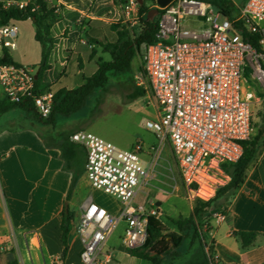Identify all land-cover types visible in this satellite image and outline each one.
<instances>
[{"label": "built area", "instance_id": "2783aa9c", "mask_svg": "<svg viewBox=\"0 0 264 264\" xmlns=\"http://www.w3.org/2000/svg\"><path fill=\"white\" fill-rule=\"evenodd\" d=\"M41 1L62 15L61 5L54 0L0 3L4 9H25ZM230 5L232 16L223 15L212 0H172L164 7L157 5L155 40L145 47L143 70L137 77L138 85L149 90L155 101L156 118L148 119L146 127L160 142L156 152L170 141L190 201H208L231 182L227 167L242 158L243 143L257 132L253 80L264 88V0L232 1ZM124 8L136 9L137 1L130 0ZM243 33L258 35L260 47L247 41ZM18 38L15 21L0 23L3 96L14 104L31 100L47 118L55 93L37 86L38 72L31 65L2 60L5 52L11 54L17 48ZM70 139L86 149L85 172L91 185L124 204L113 214L91 202L83 209L77 228L83 243L78 264H110L113 253L105 247L119 223L126 221L123 243L133 250L146 243L149 217L159 215L155 206L148 209L142 203L133 204L138 188L153 177V168L142 159L141 140L124 149L85 130L72 133Z\"/></svg>", "mask_w": 264, "mask_h": 264}, {"label": "crops", "instance_id": "0c3cea01", "mask_svg": "<svg viewBox=\"0 0 264 264\" xmlns=\"http://www.w3.org/2000/svg\"><path fill=\"white\" fill-rule=\"evenodd\" d=\"M54 1L62 6V15L51 28L55 45L49 57L50 66L42 75V84L55 93L62 88L79 87L85 77L97 71L100 61L111 59L106 44L118 40V30L123 26L137 23L141 0H136L137 8L131 10L124 8L130 0ZM145 90V96L152 98L150 91ZM256 93L260 101L257 89ZM0 96L4 98L2 91ZM134 108L145 111L144 103L137 99ZM21 115L25 123L0 127V264H7L13 255L20 264H78L83 243L77 228L83 209L91 202L113 214L119 209L116 211L105 202L96 201L92 192H80L82 181L91 185L84 171L69 200L74 219L69 252L62 260L61 214L73 170L65 169L60 143L66 134L79 130L53 133L57 118L52 125L26 110ZM138 140L143 143L142 159L149 166L150 161L144 154L151 156L157 150L155 143H146L136 134L120 146L130 149ZM136 198L142 204L145 198L149 199L148 195L142 198L139 192ZM75 208H79V216L75 215ZM223 209L224 215L220 216L223 213L220 211L219 216L215 213L211 217V230L204 232L208 246L199 238L188 237L179 248L181 256L167 258L164 264H211L208 254L211 244L215 264H264V150L250 165L247 178L236 194L223 201ZM235 231H253L258 236L251 246L243 247Z\"/></svg>", "mask_w": 264, "mask_h": 264}, {"label": "trees", "instance_id": "16d2710c", "mask_svg": "<svg viewBox=\"0 0 264 264\" xmlns=\"http://www.w3.org/2000/svg\"><path fill=\"white\" fill-rule=\"evenodd\" d=\"M212 2L219 7L223 15H233V9L230 7L231 5L228 0H212ZM35 5L39 6L33 11ZM54 9L46 1L31 4L25 9H19L17 7L4 9L0 3V23L27 19L33 21L35 26V39L43 45L42 58L39 63L36 82L37 86L42 90H46L42 84V75L50 66L49 57L55 45L54 37L51 35V28L61 17L56 15ZM151 11L152 8L147 7L144 2L139 5L138 12L140 21L142 22L140 34L132 37L126 28L119 29L118 40L114 43H108L105 46L106 50L111 54V59L108 61H100L97 71L91 76L85 77L83 84L79 87L73 89L62 88L55 92L52 112L47 118H43L37 112L31 100L21 104H14L1 96L0 115L13 108H22L28 112H32L34 115L40 116L46 123L55 125L57 116H70L82 109L95 90L107 84L111 74H120L129 71L132 67L134 57L138 54L143 57L144 53L142 52V48H145L155 40L157 19L149 17ZM117 26L115 24L114 28L117 29ZM242 35L247 41L258 48L260 47L258 44V35L248 33H243ZM2 60L4 62L14 61L12 54L9 52H5V57ZM138 93L139 95H144L146 90L138 87ZM70 135L66 134L60 143V149L66 162L65 169L73 170L71 188L66 197L65 206L61 214L60 226L63 250L60 258L62 260H65L69 252V235L74 219V214L69 207V200L79 177L85 171L87 158L85 147L73 142L70 139ZM263 135L264 128L260 129L258 134L251 140L243 143L244 153L242 158L237 163L227 167V171L232 176V180L227 186L221 188L216 196L208 201L197 200L193 208V213L188 218L173 220V223L177 227L176 231H170L159 215H151L149 217L146 243L141 248L131 250L132 255L147 260L148 264H164L167 258L181 256L182 253L179 251V248L188 237L199 238L205 247L208 246L204 232L211 230V226L207 225L206 229H203V225L206 219L210 220V208L213 203L219 201L216 208L220 212H226L223 209V201H227L234 196L245 182L250 165L257 159L260 152L264 150ZM234 234L241 241L243 247L251 246L258 236V233L253 231H235ZM208 254L211 264H215L212 244L209 246ZM7 264L20 263L17 256L13 255L8 259Z\"/></svg>", "mask_w": 264, "mask_h": 264}, {"label": "rangeland", "instance_id": "374dc122", "mask_svg": "<svg viewBox=\"0 0 264 264\" xmlns=\"http://www.w3.org/2000/svg\"><path fill=\"white\" fill-rule=\"evenodd\" d=\"M232 1L242 3L245 0H228L230 4ZM143 2L152 9L157 8L158 5L157 0H141L138 7ZM151 17L157 19L158 16L152 14ZM16 26L19 30V38L17 48L11 53L13 59L16 62L31 65L38 72L42 58V45L35 39L33 21L31 19L18 20ZM123 28L130 32V36L136 37L142 30V22L138 18L136 24L128 23V27L125 25ZM144 51L143 47L142 52L144 53ZM137 56H135L129 71L111 74L107 84L101 89H97L88 98L82 109L70 116H57V128L53 133L85 130L112 141L118 146L129 142L133 135L137 134L142 136L146 143H155L156 148H159V140L145 129L146 119H155L157 113L154 99L138 93V87L143 89L144 87L137 83V77L143 70V57L140 54ZM253 81L256 82L254 86L260 96V101H257L253 106L257 135L259 130L264 128V88L258 81ZM136 99L144 103L145 111L134 108ZM21 114H24L22 108H13L10 113L3 114L0 117V127H17L25 123ZM262 139H264V135ZM156 151L151 156L144 154V158L150 161L153 168V177L142 188H138V192L142 198L148 195L150 201L145 198L144 205L148 209L151 206L158 208L159 217L167 228L170 231H176L177 227L173 220L191 216L196 201H190L187 197L186 186L182 180L170 141H166L158 152ZM91 188L92 185L89 186L87 182L82 181L80 192H92L96 201L105 202L116 211L118 209L120 211L123 207L124 204L117 197L105 193L103 190ZM139 203L135 197L133 204ZM218 203L219 201L213 203L210 208L211 217L219 212V209L216 208ZM75 210L77 211L75 215L79 216V208H75ZM211 217L210 220H205L203 229H206L207 225H211ZM126 227V221L122 220L110 236V240L107 241L105 249L111 250L113 253V261L110 264H148L147 260L131 255V249L124 245L123 237Z\"/></svg>", "mask_w": 264, "mask_h": 264}, {"label": "water", "instance_id": "95a60500", "mask_svg": "<svg viewBox=\"0 0 264 264\" xmlns=\"http://www.w3.org/2000/svg\"><path fill=\"white\" fill-rule=\"evenodd\" d=\"M172 0H157V3L159 6L164 7L167 4H169ZM159 10L158 8L152 9V11L149 13V17H151L152 14H158Z\"/></svg>", "mask_w": 264, "mask_h": 264}]
</instances>
